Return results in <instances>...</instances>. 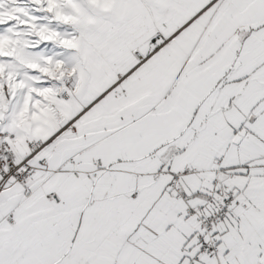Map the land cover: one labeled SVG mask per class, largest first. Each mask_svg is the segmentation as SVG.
<instances>
[{"label":"snow or ice","instance_id":"obj_1","mask_svg":"<svg viewBox=\"0 0 264 264\" xmlns=\"http://www.w3.org/2000/svg\"><path fill=\"white\" fill-rule=\"evenodd\" d=\"M0 264H264V0H0Z\"/></svg>","mask_w":264,"mask_h":264}]
</instances>
